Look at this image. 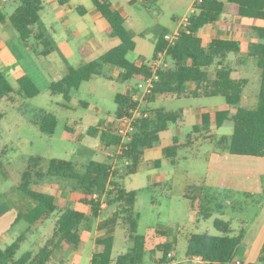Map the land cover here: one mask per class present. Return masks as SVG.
<instances>
[{
	"label": "rangeland",
	"instance_id": "374dc122",
	"mask_svg": "<svg viewBox=\"0 0 264 264\" xmlns=\"http://www.w3.org/2000/svg\"><path fill=\"white\" fill-rule=\"evenodd\" d=\"M192 0H158L157 3L128 9L127 18L132 17L138 31L146 33V39L138 37V49L128 55L132 62L146 61L152 63L154 41L163 29L173 33V29L187 16L192 15L190 3ZM43 10L38 26L46 33L47 38L57 51L43 59L37 55L42 46L30 45V49L23 48L26 44L20 39L12 25L9 36V50L17 59L16 65L7 72L2 69L15 89L12 100L0 98V112L5 115L0 121V152L4 170H0V207L4 203L3 194L17 187L21 181L22 173L27 167L31 157L42 156L48 161L61 159L73 161L77 169L83 171V165L89 161L109 162L103 155L100 145L103 142L98 136H89L88 129L114 128L116 124L118 93H143L144 89L137 90V81L126 83L117 82L116 78L121 70L113 66H105L103 73L113 78L96 75L90 82L83 83L74 98L67 102L62 96L54 95L50 91L53 81L63 78L68 67H80L88 62L97 60L103 53L115 46L114 40L106 32V21L94 19L98 14L91 0H69L66 5H60L58 0H42ZM18 6V1L12 0L3 7L6 18ZM83 7L87 12L82 16L78 8ZM120 9V8H119ZM1 26V25H0ZM251 40L242 43L243 54L249 50ZM83 45L91 47L90 58L84 59L79 53ZM27 48V47H26ZM232 55L229 61H234ZM243 64L247 65L243 75L249 79V85L244 92L241 103L237 106H227L224 98H185L174 97L158 99L150 105L151 109L164 108L167 111H184L183 124H171L169 131L161 134L160 144L172 143L169 138H178L180 141L193 140L188 148L179 151L176 164L170 160H162V167L148 168L144 163L141 171L135 175H125L120 179L123 187L137 191L136 212L138 214V233L147 238V255L144 264H159L163 256L157 246L161 243L173 248L174 255L166 264H196L187 261V240L192 234L220 235L214 226V221L220 219L231 223L233 235H248V247L240 249L239 255L247 258L246 264H264L259 261L264 246V158L240 157L226 155L220 159L221 153L208 141L195 142L192 127L198 123L202 113L216 112L227 108L231 114L236 113L239 107L255 108L258 103L260 90V71L257 60L244 55ZM254 66L255 68L252 69ZM247 71V73H246ZM30 77L38 87L40 94L35 98H25L20 91L16 80L19 74ZM236 76H241L236 74ZM192 84L188 88H192ZM140 104H138L139 106ZM148 104L142 103L141 109ZM51 113L58 120V127L53 135L43 134L35 121L37 116ZM67 125L75 129L69 134ZM234 124L225 122L220 129L211 128L217 137L230 136ZM203 129V128H202ZM203 131V130H202ZM192 135V138H188ZM6 151V152H5ZM114 151V150H111ZM215 154V156H214ZM114 161V160H113ZM154 165H155V161ZM119 170L118 177L123 174L122 166L114 165ZM161 181L169 182L168 186L155 185ZM74 183L53 178L46 182L45 189L48 193L56 195L59 191H66L61 197V208L68 207L65 201L71 193H79L74 189ZM171 186V187H170ZM203 194L210 199L206 204L209 209V218L198 215L200 208L192 210V198L186 199L188 194L195 198ZM60 192V194H62ZM190 192V193H189ZM249 194H253L249 196ZM67 196V197H66ZM15 198V197H14ZM212 199V200H211ZM16 206L0 218V249H5L19 236L26 234L27 240L22 244L15 259L19 260L25 253L36 251L43 246L51 236L55 227L57 212L41 223L37 230L30 231V225L21 221L13 225L18 209ZM72 207H75L73 205ZM115 209L112 208V212ZM111 221L97 227L96 220L90 224V230L83 233L80 249L75 252L57 251L50 264H90L94 250V238L100 232L103 236L114 238L113 259L120 254L127 253L133 243L126 237V228L113 219L112 213L106 214ZM102 222V221H100ZM100 225V223H98ZM98 228V229H97ZM105 231V232H102ZM166 232V236L159 232ZM251 233V235H250ZM178 237L173 245V237ZM96 244V243H95ZM251 249V250H249ZM173 259V260H172Z\"/></svg>",
	"mask_w": 264,
	"mask_h": 264
},
{
	"label": "trees",
	"instance_id": "16d2710c",
	"mask_svg": "<svg viewBox=\"0 0 264 264\" xmlns=\"http://www.w3.org/2000/svg\"><path fill=\"white\" fill-rule=\"evenodd\" d=\"M18 6L10 15L9 21L20 39L27 45L42 46L37 54L39 58H47L55 51V46L47 38L46 33L38 26L43 10L42 0H16ZM65 5L69 0H58ZM97 11L108 23V34L112 38L120 40V44L95 61L86 63L80 67H68L66 75L53 81L50 91L54 95L62 96L70 102L78 93L83 83L90 82L94 76H110L103 73L105 66H113L121 70L116 78L119 83L131 81L145 82L152 75L150 63L142 61L132 62L128 55L136 50V32L126 26L121 13L115 10L110 0H91ZM146 5L158 0H145ZM195 12L190 16L188 32L182 31L178 41L169 45L165 40L168 29H163L154 41L153 60L159 55L166 54L172 67L160 69L151 94L145 98L149 113L147 118H140L135 123V131L129 142L123 143L122 137L115 134L114 130H100L89 128V136H100L107 147L118 148L123 144V151L116 155L114 164L107 162L89 161L83 165V171L77 169V164L69 160L51 159L42 156L31 157L19 185L8 193L3 194L4 203L0 207V218L11 211L17 205L18 209L13 225L26 221L31 230H37L38 226L57 212L55 227L51 236L43 246L36 251L25 253L19 260L15 257L27 240L26 234L19 236L5 249H0V264H50L57 251L75 252L83 240V233L91 222L101 216L102 209L99 201L93 199V194H106V203L115 207L113 216L126 228L127 238L133 243V247L127 253L120 254L113 259L114 238L112 236L101 238L97 241L98 250L94 254L91 264H144L147 255V238L138 233L139 220L136 212L137 191L128 190L120 183L125 175L139 173L144 161L145 152L156 147L161 141V134L168 131L171 124H179L183 121V110L167 111L164 108L151 109L150 105L158 99L174 97H222L229 106H237L241 103L249 80L235 77V66L231 64V55H241V44L235 40L213 39L208 45L203 44L199 36L208 25L217 23L224 14L247 18L254 21L264 20V0H197L193 6ZM84 8L79 7L78 12L83 15ZM6 16L0 9V23L5 24ZM258 38L261 40L250 46L247 57L257 60L260 71V90L257 106L253 109L239 107L236 113L231 114L223 110L215 114L204 113L200 119V125L193 129L195 137L203 136L215 149L231 155L264 158V28H255ZM80 54L86 58L90 54L87 45L80 48ZM236 65H243L241 57ZM114 80V79H113ZM20 91L25 98H35L40 91L33 80L24 75L18 79ZM194 85V89L188 91V85ZM15 89L0 69V98L12 100ZM117 104L116 118L130 114L137 108L138 102L131 95L118 93L115 98ZM5 115L0 112V121ZM234 124L230 136L217 137L211 131L212 124L215 129H220L225 122ZM35 124L46 135H53L58 127L57 118L51 113H43L37 116ZM74 127V126H73ZM67 125V132L75 129ZM203 128V129H202ZM203 130V132H202ZM190 135L188 138H192ZM198 140V139H197ZM193 140L180 145L177 141L172 146L164 148V157L176 163L179 149L189 147ZM6 152V151H5ZM0 152V170H4ZM114 165H121L123 174L118 177L119 170ZM155 165L161 167V161ZM57 178L73 182L74 189L80 193L77 202L89 208L84 212L73 207L61 208L56 197L45 190L46 182ZM192 198V210L200 208L198 215L209 218V209L206 204L210 200L203 194ZM190 193V192H189ZM15 197V198H14ZM212 200V199H211ZM214 226L220 235L192 234L187 240V260L194 257L200 258L207 264H233L237 251L242 243L243 234L233 235L231 223L216 219ZM162 235V234H161ZM175 245V244H174ZM167 244H161L159 250L163 256L159 258V264L170 262V250ZM259 261L264 263V246Z\"/></svg>",
	"mask_w": 264,
	"mask_h": 264
},
{
	"label": "crops",
	"instance_id": "0c3cea01",
	"mask_svg": "<svg viewBox=\"0 0 264 264\" xmlns=\"http://www.w3.org/2000/svg\"><path fill=\"white\" fill-rule=\"evenodd\" d=\"M111 1V3H112V6H113V8L115 9V10H117V11H119L120 13H121V15L124 17V19H125V22H126V26L129 28V29H131V30H133V31H135L136 32V38H135V41L137 40V38L138 37H140V38H143V39H146V33L145 32H143V31H138L137 30V28H136V24L134 23V20L132 19V17H129V18H127L126 16H127V14H128V9H132L133 7H137V6H144V7H147V5H146V2H145V0H110ZM197 0H192L191 1V3H190V8L189 9H192L193 8V6H194V4H195V2H196ZM59 2V1H58ZM69 3V2H68ZM67 3V4H68ZM60 4V3H59ZM61 5V4H60ZM66 5V4H65ZM63 6V5H62ZM95 7V6H94ZM120 8V9H119ZM95 9H96V7H95ZM2 11H3V9H1ZM97 10V9H96ZM84 14L87 12L85 9H84ZM98 12V11H97ZM83 14V15H84ZM82 15V16H83ZM101 14L98 12V14L97 15H95L94 16V19L95 20H97V19H101ZM103 18V17H102ZM7 19V21H6V23L5 24H2V23H0V69H1V71H2V69H4V70H6L7 72H10L11 71V67L12 66H15L16 65V62H17V59H16V57L14 56V54H12L11 52H10V50H9V45H8V39H9V36L7 35V31L9 32V30L11 31V28H9V26L11 25V23H10V21H9V18H6ZM107 23V22H106ZM181 25H182V21L180 22V24L177 26V27H175L174 29H173V31H175V30H178V29H180L181 28ZM255 28H264V20H258V21H254V20H251V19H247V18H240V17H237V16H231V15H227V14H224L222 17H221V19L217 22V23H214V24H212V25H208V26H206L202 31H201V33L199 34V36L201 37V39L203 40V44L204 45H208L213 39H216V38H218V39H224V40H235V41H237V42H239L240 44H241V48H242V43L243 42H247V41H250L251 40V43L252 44H254V43H258V42H260L261 40L258 38V36H257V34H256V31H254V29ZM105 30H106V32L108 33V23H107V25H106V27H105ZM13 34H14V36L16 37V34L13 32V31H11ZM170 32V31H169ZM19 35V34H18ZM110 36V35H109ZM20 37V36H19ZM112 38V37H111ZM113 40H114V42H115V46L114 47H116V46H118L119 44H120V40L119 39H117V38H112ZM137 44V43H136ZM251 44V45H252ZM83 46H85V45H83ZM82 46V47H83ZM88 46V45H87ZM27 47V48H26ZM89 47V50H90V54L86 57V58H84V59H88V58H90V56H91V54H92V50H91V47L90 46H88ZM113 47V48H114ZM23 48H24V50L26 51V49H30V46L29 45H27L26 44V46L23 44ZM155 48V47H154ZM138 49V44H137V46H136V50ZM135 50V51H136ZM57 51V48H56V46H55V51L53 52V53H55ZM109 51V50H108ZM249 51V50H248ZM248 51L246 52V54L248 53ZM107 52V51H106ZM105 52V53H106ZM52 53V54H53ZM79 53H80V49H79ZM51 54V55H52ZM104 54V53H103ZM102 54V55H103ZM246 54H243V50H242V53H241V55H234L235 56V60L234 61H230L231 62V64H233L234 66H235V73H234V75H235V77H238V78H245V79H248L247 77H245V76H247V75H250V74H248L247 73V71H246V73L247 74H245L244 72V69H247V65H245V64H243V65H236V61H237V59L238 58H240L241 57V61L243 62V57H244V55L246 56ZM101 55V56H102ZM100 56V57H101ZM232 56V55H231ZM230 56V57H231ZM49 57V56H48ZM99 57V58H100ZM95 61V60H94ZM92 62V61H91ZM142 62V61H141ZM89 63V62H88ZM136 63H140V62H136ZM253 68L252 69H254L255 67L254 66H252ZM12 72V71H11ZM19 74V73H18ZM23 74V73H22ZM22 74H19V75H17V76H15L16 77V80H17V82H18V79L20 78V77H22V76H24V75H22ZM236 74H238V75H241V76H236ZM243 75H245V76H243ZM249 80V79H248ZM194 89V87L192 86V88H189V92L191 91V90H193ZM132 91L133 92H135L133 89H128L127 90V92L126 93H123V94H125V95H134V94H136V93H132ZM79 92V91H78ZM183 97H185V98H189V97H186V96H183ZM206 98H215V97H206ZM226 102V101H225ZM227 104V103H226ZM227 106H228V104H227ZM223 110H228L227 108H225V109H220V110H218V111H216V112H213V113H211V112H206V113H210V114H215V113H217V112H220V111H223ZM202 114H204V113H202ZM202 114H200L199 115V117H198V123L197 124H195L193 127H192V131H193V129H194V127L195 126H197V125H200V119H201V116H202ZM183 116H184V111H183ZM116 117V116H115ZM184 118V117H183ZM115 120H117V118L115 119ZM116 122V121H115ZM183 122H184V119H183V121L181 122V123H179V124H176V125H180V124H183ZM215 127V124H212V128H214ZM111 129H113V128H111V127H109V128H102L101 130H111ZM168 131H169V129H168ZM168 131H166V132H168ZM166 132H164V133H166ZM194 132V131H193ZM203 132V131H202ZM69 133V132H68ZM71 133H74V132H71ZM71 133H69V134H71ZM163 134V133H162ZM198 139V140H197ZM170 140H171V142L172 143H168V144H165V145H159V146H156V147H154V148H152V149H149V150H147L146 152H145V155H144V161H143V163L141 164V167H142V165L145 163L146 165H147V167L148 168H151L152 166H155V167H157L156 165H154V161L153 160H156V161H158V160H160L161 161V167H162V165H163V163H162V160H164V159H167V158H165L164 157V154H163V150H164V148H166V147H168V146H172L173 144H174V142L175 141H177L178 142V144H180V145H185V144H187V142H188V140L185 142V141H180V139H178V138H176V137H174V138H169V142H170ZM199 140H204L203 139V136H196V139H195V142L196 141H199ZM204 141H207V140H204ZM209 142V141H208ZM210 143V142H209ZM213 145V144H212ZM183 148H188V147H183ZM119 148H116L115 149V147H107L106 145H105V143L104 142H102L101 143V145H100V150L102 151V153H103V155L104 156H106V152L108 151V152H112V154H114V156H116V155H118V153H119V150H118ZM182 149V148H181ZM181 149H179V151L181 150ZM111 150H114V151H111ZM179 151H178V154H179ZM218 152H220V151H218ZM226 155H231V154H227V153H221V156H220V159H223V158H225L226 157ZM214 156H215V154H214ZM231 156H236V155H231ZM240 157H246V156H240ZM108 159H109V162H107V163H111V164H114V161H113V159H110L109 157H107ZM177 158H178V155H177ZM253 158H256V157H253ZM156 161H155V163H156ZM105 162V161H104ZM170 163L172 164V162L170 161ZM176 164V163H175ZM175 164H172V165H175ZM161 167H159V168H161ZM140 171H141V168H140ZM139 171V172H140ZM169 182H171V181H166V182H164V181H161L160 183H155V185H163V184H166L167 186L169 185L168 183ZM171 187V186H170ZM127 189V188H126ZM46 190V189H45ZM129 190V189H128ZM60 192L61 191H59L56 195H54L55 197H56V199H57V201L58 200H60V202H61V197H63V195H64V193L66 192V191H62L61 193L62 194H60ZM71 193H69L67 196H70L69 197V199H67L64 203H65V205L67 206V205H69L68 207H72L73 205H75V207H73V208H75V209H78V210H81V211H84V212H89V208H86V207H84L81 203H79V202H77V197H79L80 196V193H75L72 197H71V195H70ZM253 194H249V196H252ZM66 196V197H67ZM186 199H188V198H186ZM60 202L58 201V203L60 204ZM60 206H61V204H60ZM112 208H114V207H110V206H108V204H106V206H103V207H101V209H102V213H101V216L99 217V218H97V219H95L96 221H99V222H97V227H102V223H103V221H105V222H109V221H111L110 219H108L107 217V213H108V215H110L111 213H112V216H113V212H114V210H113V212L111 211L112 210ZM193 212H194V210H193ZM17 215V214H16ZM15 218H16V216H15ZM113 219H114V216H113ZM100 221H102V222H100ZM98 223H100V225H98ZM98 229V228H97ZM88 230H90V225H89V227L86 229V231L85 232H87ZM84 232V233H85ZM102 232H105V231H102ZM160 234H162L163 236H166V232H159ZM250 235H251V233H250ZM105 237H109L108 235L107 236H103V234H101L100 232H98L97 233V235H96V237L94 238V241H93V243H94V250H93V254H92V256H91V259H90V264H91V261H92V258H93V256H94V254L97 252V250H98V245H97V241L99 240V239H101V238H105ZM126 237H127V235H126ZM177 240H178V237L176 236V237H173V240H172V242H173V245L174 244H176V242H177ZM249 241V233H248V235H243V239H242V243H241V245H240V248L238 249V251H237V254H236V257H235V260H234V262H233V264H235V262L237 261V260H240V261H242V264H246V260H247V258H245V256H248L247 254L246 255H243L244 257H242V256H240L239 255V253H240V249L241 248H243V247H248V246H246L247 244H250L251 242H252V240H251V242H248ZM96 243V244H95ZM161 244H163V243H161ZM161 244H159L158 246H157V248L159 249V246L161 245ZM80 249V248H79ZM78 249V250H79ZM77 250V251H78ZM249 250H251V249H249ZM173 251V249L172 250H170V253ZM174 252V251H173ZM173 260V259H172Z\"/></svg>",
	"mask_w": 264,
	"mask_h": 264
},
{
	"label": "built area",
	"instance_id": "2783aa9c",
	"mask_svg": "<svg viewBox=\"0 0 264 264\" xmlns=\"http://www.w3.org/2000/svg\"><path fill=\"white\" fill-rule=\"evenodd\" d=\"M12 0H0V9H3L4 5L11 2ZM195 12V9H192V14ZM189 16L184 18L182 20L181 28L178 30H175L173 33L169 32L165 35V40L168 42L169 45H174L182 31L188 32V26L190 25ZM150 66L153 70V75L145 82H138L137 83V90L144 89L143 93H136L132 95V98L134 101L138 102L140 105L142 103H146L145 98L147 95L151 94L153 88H154V82L157 79V72L160 69H169L172 67L171 61L167 58L166 54H161L159 57L155 60H152V63H150ZM137 106L136 109L132 110L130 114L122 116L116 120V124L113 128L115 134L122 137L123 143L129 142L131 140V136L135 131V123L140 118H147L149 116V113L142 110L141 107ZM119 153L120 154L124 146L121 144L119 147ZM106 157L114 158V154L112 152H106ZM93 199L95 201H99L101 204V207L106 206V194L100 195V194H93ZM169 257L173 258V254H169ZM188 261V260H187ZM190 262L194 261L196 264H207L205 261L200 260L198 257L191 258L189 260ZM235 264H242V261L237 260Z\"/></svg>",
	"mask_w": 264,
	"mask_h": 264
}]
</instances>
